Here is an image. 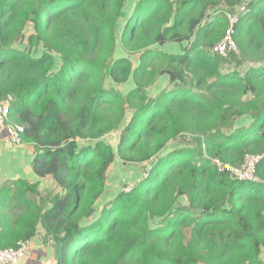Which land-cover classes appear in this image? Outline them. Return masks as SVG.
<instances>
[{
    "label": "trees",
    "instance_id": "1",
    "mask_svg": "<svg viewBox=\"0 0 264 264\" xmlns=\"http://www.w3.org/2000/svg\"><path fill=\"white\" fill-rule=\"evenodd\" d=\"M125 3L0 0V101L34 146L36 175L63 190L11 230L0 216V248L40 219L55 264H264V0H138L116 37ZM240 7L237 53L223 58L214 48ZM117 42L135 69L113 58ZM167 43L180 53L152 49ZM160 75L170 86L148 99ZM107 77L135 88L106 89ZM245 115L251 123L235 126ZM116 132L114 148L105 137ZM247 155L261 156L256 181L213 164L240 167ZM116 163L147 164L98 209Z\"/></svg>",
    "mask_w": 264,
    "mask_h": 264
},
{
    "label": "crops",
    "instance_id": "2",
    "mask_svg": "<svg viewBox=\"0 0 264 264\" xmlns=\"http://www.w3.org/2000/svg\"><path fill=\"white\" fill-rule=\"evenodd\" d=\"M137 1L138 0H126L124 6L125 16L118 23L116 28V37H119L120 31H122L128 18L133 13L134 6ZM249 1L252 0H244V3ZM211 12H213V9L208 11V13ZM31 28L32 26L28 24L25 27V31H28ZM31 33L29 35H31ZM152 49L162 50L167 54L180 53L179 46L172 43H167L160 47L155 45ZM113 58L115 60L119 58H128L132 62V69H135L138 66L137 56H130L122 51L118 42L115 46ZM169 86V78L165 75H160L154 85L146 89L148 99L156 97ZM105 87L106 89L114 87L126 95L131 89L135 88V85L131 77L124 85H115L112 83L110 78L107 77ZM129 118L130 113L128 112L127 120ZM251 121L252 119L250 115H245L236 119L235 126H248ZM105 138L115 148L118 141V132L112 133ZM175 144L177 143L172 142L168 144L164 153L166 154L169 152ZM35 160L36 152L34 146L31 144L22 141L21 144L14 145L3 140L0 141V216H4L5 225L8 230L15 227V220L19 216L25 214L29 207L38 212L40 209V214L42 215L51 208L49 199L56 194L63 193V190L56 184L52 176L47 175L44 177H38L36 175L34 171ZM146 164L147 163L130 167L143 170ZM138 174L139 180L141 178V173L138 172ZM31 185L36 186V194L28 190ZM106 194H109L107 192V187H105L103 196L99 202L100 209H102V207L110 199L109 195L107 197ZM18 196H20V198H18ZM25 240H27V249L24 255L15 264H55L53 244L52 241L47 238L46 230L40 219L36 224L34 234Z\"/></svg>",
    "mask_w": 264,
    "mask_h": 264
},
{
    "label": "built area",
    "instance_id": "3",
    "mask_svg": "<svg viewBox=\"0 0 264 264\" xmlns=\"http://www.w3.org/2000/svg\"><path fill=\"white\" fill-rule=\"evenodd\" d=\"M240 7L238 12L226 13L230 26L226 30L222 40L216 45L214 51L221 57L226 58L230 53H237L236 44L232 39V26L238 21L237 14L243 11ZM24 127L15 123L10 117V109L7 103L0 101V141L3 140L9 144L18 145L23 141ZM259 155H247L240 167H234L220 161L218 158L213 159V164L218 173H229L230 176L238 180L256 181L255 168L260 161ZM149 174L146 169L144 176ZM122 191L128 193L131 186L122 188ZM27 249V240L19 241L15 248H0V264H15L25 253Z\"/></svg>",
    "mask_w": 264,
    "mask_h": 264
},
{
    "label": "rangeland",
    "instance_id": "4",
    "mask_svg": "<svg viewBox=\"0 0 264 264\" xmlns=\"http://www.w3.org/2000/svg\"><path fill=\"white\" fill-rule=\"evenodd\" d=\"M31 32H32V28L28 31L26 30L25 31L26 36H28ZM126 83L127 82H125L123 84H119V85H124ZM154 83L151 86H153ZM151 86H149V87H151ZM148 88H146V89H148ZM159 94L156 97H158ZM147 97H148V95H147ZM156 97H154V98H156ZM138 172H140L142 174L143 170L135 169L134 167L133 168L128 167V166H125V165L119 164V163L114 164L109 169V171L107 173L106 187H107V192L109 193V194H106L107 197H108V195H109V197H112L113 194L116 192V190L120 191L126 185L134 184L135 181L138 180V176H139ZM105 198H106V196H105ZM97 207H98V209H100V205H98ZM262 257L264 258V253H262Z\"/></svg>",
    "mask_w": 264,
    "mask_h": 264
}]
</instances>
